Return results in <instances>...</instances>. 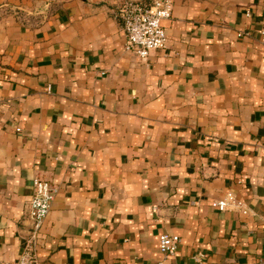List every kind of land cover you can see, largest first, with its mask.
I'll return each mask as SVG.
<instances>
[{
    "label": "crops",
    "instance_id": "1",
    "mask_svg": "<svg viewBox=\"0 0 264 264\" xmlns=\"http://www.w3.org/2000/svg\"><path fill=\"white\" fill-rule=\"evenodd\" d=\"M120 1L0 0V262L40 177L36 264H264V0H172L146 59ZM227 191L248 213L213 205Z\"/></svg>",
    "mask_w": 264,
    "mask_h": 264
},
{
    "label": "built area",
    "instance_id": "2",
    "mask_svg": "<svg viewBox=\"0 0 264 264\" xmlns=\"http://www.w3.org/2000/svg\"><path fill=\"white\" fill-rule=\"evenodd\" d=\"M172 0H121L116 16L121 22L125 34V48L142 59H146L151 51L165 48L167 35L163 20L172 17ZM249 15V12H246ZM240 36L241 33H238ZM264 38V30L261 31ZM51 90L48 85L47 91ZM19 129V128H17ZM55 188L46 179L34 177L32 192L25 202V210L30 221V234L26 239L21 256L15 261H1L0 264H36L37 248L43 235V226L50 211ZM220 211H236L248 213L247 203L234 191H227L213 203ZM177 234L162 233L158 238L159 250L166 256L174 255L180 244ZM204 254L197 252L194 256L196 264H202ZM264 263V260H263ZM160 264V263H159Z\"/></svg>",
    "mask_w": 264,
    "mask_h": 264
}]
</instances>
